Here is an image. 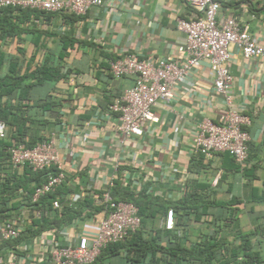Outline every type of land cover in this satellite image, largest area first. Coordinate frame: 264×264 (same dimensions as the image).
I'll use <instances>...</instances> for the list:
<instances>
[{"label":"crops","instance_id":"1","mask_svg":"<svg viewBox=\"0 0 264 264\" xmlns=\"http://www.w3.org/2000/svg\"><path fill=\"white\" fill-rule=\"evenodd\" d=\"M102 2L84 16L46 12L31 16L25 32L0 41V53L5 57L0 78L8 73L10 59L15 61L19 76L44 63L59 70L60 78L32 84L26 101L22 99L23 91L15 89L0 103L26 106L25 115L31 120L27 123L28 143L51 137L58 153L65 182L50 206H41L45 211L42 217L60 214L64 207L80 210L65 225H51L36 234L32 223L42 217L31 219L22 213L26 231H32L25 233L23 240L1 248V264H39L41 252L31 247L35 240L67 244L78 235H92L102 218V193L107 187L111 191L117 181L172 203L189 193L201 197L207 213L219 221L230 214L235 217L222 232L228 243L223 253L242 247L246 241L247 253L256 256L254 264H264V56L246 60L232 46L225 63L233 77L234 107L249 118L248 159L243 167L236 165L228 153L209 158L190 156L200 121H216L225 111L214 93V75L207 61L200 62L175 87L168 105L153 108L157 122H144L140 137L124 139L115 130L118 116L109 113L108 105L132 86L133 78L112 77L109 62L126 55L149 61L179 59L177 46L184 35L176 29V19H188L193 12L184 0ZM225 17L246 24L250 35L264 46V0L226 3L218 15L219 19ZM115 167L119 171L110 186ZM24 172L22 167L13 174L22 179ZM35 183L29 180V185ZM55 200L58 208L52 207ZM86 201L91 206H86ZM12 202L18 203L12 213L22 211L20 196ZM207 218L201 223H186L190 240L205 229L208 234L213 232L211 217ZM163 219L164 214L159 215V229H163ZM101 264L128 263L120 252Z\"/></svg>","mask_w":264,"mask_h":264},{"label":"built area","instance_id":"2","mask_svg":"<svg viewBox=\"0 0 264 264\" xmlns=\"http://www.w3.org/2000/svg\"><path fill=\"white\" fill-rule=\"evenodd\" d=\"M237 0H184L193 16L188 19L178 17L176 29L184 35V41L177 46L179 59L156 61L139 60L126 55L111 60L108 71L114 78L132 77L133 84L115 96L108 105V111L118 116L117 133L124 139L140 137L144 122L158 121L153 112L157 104L168 105L173 99V90L183 83L200 62L207 61L214 75L213 90L222 101L225 111L216 121L203 119L198 132L193 137L190 156L209 158L214 154L228 153L234 163L243 167L248 159L247 132L249 118L235 109L231 92L233 77L225 63L230 58V47L234 46L241 56L249 60L264 56V46L250 35L248 26L234 17L219 19L222 6ZM102 0H0V9L20 7L36 9L46 13H68L84 16L90 9L100 7ZM8 140V128L0 121V141ZM27 139L12 141L7 151L13 169L29 167L33 172L46 171L45 180L37 185L30 195L19 190L23 207L20 214H28L31 219L45 215L36 204L42 197L55 193L65 182V174L60 168L58 153L51 137H47L27 147ZM54 169V170H52ZM118 167L109 179L113 183ZM112 185V184H111ZM110 185V186H111ZM102 218L92 235H78L67 244L39 240L31 247L38 249L42 257L39 264H92L109 245L125 241L140 228L138 208L131 202L114 201L107 187L101 196ZM53 208L59 207L57 200ZM18 211L9 217H0V246L16 241L26 233L24 216ZM208 216L203 217L207 221ZM163 228L175 229V214L168 209L164 215ZM212 232V230H211ZM213 233V232H212ZM210 233V234H212ZM181 235V232H177ZM45 249L42 251V248ZM2 257L0 256V264Z\"/></svg>","mask_w":264,"mask_h":264},{"label":"trees","instance_id":"3","mask_svg":"<svg viewBox=\"0 0 264 264\" xmlns=\"http://www.w3.org/2000/svg\"><path fill=\"white\" fill-rule=\"evenodd\" d=\"M45 12H37V10L5 7L0 9V41L17 36L21 32H25V25L29 23V19L36 18L39 14ZM5 61V57L0 53V66ZM10 66L8 73L0 78V101L3 96L10 95L15 89L23 91L22 99L27 100V90L32 84H40L44 81L55 80L61 77L56 67L47 65L46 63L37 66L34 70L25 75H17L15 71V61L9 60ZM25 81H27L25 83ZM21 84L23 86L21 87ZM25 108L13 106L10 103L3 105L0 103V121H3L8 128V140L0 141V217H9L16 209L18 203L14 204L13 199L20 196L19 190L30 195L33 189L42 183L46 178V171L33 172L29 167H25V172L20 179L14 175L13 169L9 163L8 147L12 141L27 139V123L31 122L25 115ZM36 139L31 143H26L27 147L34 146L35 143L44 140ZM233 160V159H232ZM54 170V169H52ZM29 180L35 181V185H29ZM62 188V186H61ZM59 187V192L62 189ZM110 195L114 201L131 202L138 208V215L141 221L140 228L132 233L125 241L112 244L104 248L99 257L92 264H101L102 261L110 256L124 253V259L128 264H254L256 260L255 254L247 253L249 246L246 241L240 248L229 249V252L223 253L228 243L225 241L222 232L229 228L235 217L231 214L225 219L219 221L210 213H207L206 203L201 197L191 195V193L183 196L176 203L167 202V200L157 195H150L144 190L134 191L129 184L123 186L120 181L115 182L114 187L110 191ZM56 193L48 194L42 197L34 206L40 208L50 206L51 200L54 199ZM42 201V204L40 203ZM86 206H91L90 201L85 202ZM80 207V206H79ZM42 208V207H41ZM168 209H172L175 214V229L166 231L164 228H158L156 222L159 215L166 213ZM101 210L103 207L101 206ZM80 214V210H73L64 207L61 213H54L51 218L42 217L38 221L32 223L36 227L35 234L48 229L51 225L61 227L66 221L74 215ZM61 215L60 219L58 216ZM210 216L212 226L210 229L212 234L202 231L201 234L193 240L187 236L186 223H201L203 217ZM223 223V224H222ZM32 228L27 229L31 232ZM180 231L181 235L177 232ZM33 233V234H34ZM26 236H21L16 240H23ZM5 243L1 248L9 245ZM242 258L239 260L238 258Z\"/></svg>","mask_w":264,"mask_h":264}]
</instances>
